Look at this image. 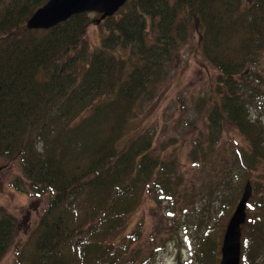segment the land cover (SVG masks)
Listing matches in <instances>:
<instances>
[{
  "label": "trees",
  "instance_id": "obj_1",
  "mask_svg": "<svg viewBox=\"0 0 264 264\" xmlns=\"http://www.w3.org/2000/svg\"><path fill=\"white\" fill-rule=\"evenodd\" d=\"M48 1L8 0L0 7V158L21 162L18 189L50 197L16 264H142L138 232L124 231L145 191L154 193L159 185L172 193L175 172L168 159L153 156L150 131L124 139L136 110L150 101L191 32L218 70L221 89L204 110L200 152L220 145L229 125L249 144L235 149L242 185L250 181L254 195L241 264H261L264 126L249 117L236 79L264 51V0L246 9L244 0H129L99 22L96 51L86 39L91 13L50 30L27 28ZM242 185L198 240L200 264L218 258ZM16 229L13 216L0 218V263Z\"/></svg>",
  "mask_w": 264,
  "mask_h": 264
},
{
  "label": "rangeland",
  "instance_id": "obj_2",
  "mask_svg": "<svg viewBox=\"0 0 264 264\" xmlns=\"http://www.w3.org/2000/svg\"><path fill=\"white\" fill-rule=\"evenodd\" d=\"M7 1L0 0V7ZM252 3L253 0H244L243 9ZM90 16L94 24L88 28L86 39L91 51H96L101 44V15ZM201 50L198 34L191 32L150 101L136 110L124 139L126 142L138 132L150 131L155 140L153 156L168 159L175 172L170 180L172 193L163 192L159 185L154 186V193L145 191L124 231L127 236L138 232L136 247L142 264H200L198 240L220 218L223 204L236 196L244 180L235 149L238 145L248 148L249 144L234 127L227 126L220 145L207 153L200 152L204 110L212 97L219 99L221 91L217 86L219 72ZM236 81L243 88L249 117L264 126V51ZM22 178L19 160L0 158V218L10 215L17 221L13 243L0 264H16L18 250L49 204L48 195L18 189ZM165 194L169 196L163 197ZM248 230L243 227V238ZM220 261L221 251L210 264Z\"/></svg>",
  "mask_w": 264,
  "mask_h": 264
},
{
  "label": "water",
  "instance_id": "obj_3",
  "mask_svg": "<svg viewBox=\"0 0 264 264\" xmlns=\"http://www.w3.org/2000/svg\"><path fill=\"white\" fill-rule=\"evenodd\" d=\"M129 0H49L28 20L30 30H50L82 13H97L101 22L116 15ZM253 195V186L247 182L223 238L220 264H241L243 226L247 221V205Z\"/></svg>",
  "mask_w": 264,
  "mask_h": 264
}]
</instances>
